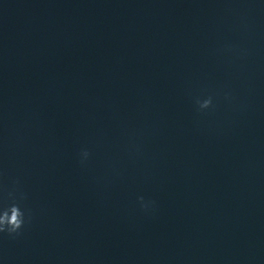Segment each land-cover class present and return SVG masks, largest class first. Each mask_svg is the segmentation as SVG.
Returning <instances> with one entry per match:
<instances>
[{
  "label": "clouds",
  "instance_id": "obj_1",
  "mask_svg": "<svg viewBox=\"0 0 264 264\" xmlns=\"http://www.w3.org/2000/svg\"><path fill=\"white\" fill-rule=\"evenodd\" d=\"M198 111L213 108V98L208 96L201 100L196 99ZM91 153L88 150H82L80 153V162L85 164ZM19 180L13 181V189L7 191V199L5 202H0V234H7L9 237H17L21 235L22 230L32 219L31 213L28 209L22 207L23 202L27 199L26 193L18 188ZM141 207L147 210L153 203L151 201L145 202L144 197H138Z\"/></svg>",
  "mask_w": 264,
  "mask_h": 264
}]
</instances>
